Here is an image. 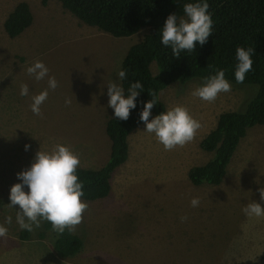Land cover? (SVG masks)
Masks as SVG:
<instances>
[{
	"label": "rangeland",
	"instance_id": "rangeland-1",
	"mask_svg": "<svg viewBox=\"0 0 264 264\" xmlns=\"http://www.w3.org/2000/svg\"><path fill=\"white\" fill-rule=\"evenodd\" d=\"M20 2L29 4L33 23L10 38L4 23ZM148 32L115 38L83 24L57 0H0V224L13 218L0 236V264H264V217L249 218L242 211L251 201L264 206L258 191L264 187V126L247 131L221 185L196 187L188 178L192 167L213 157L200 143L220 114L242 111L257 88L230 83L229 92L206 102L191 94L200 79L160 93L166 111L184 106L201 123L193 140L166 151L153 134L143 132L144 124L137 128L128 138V161L112 176L110 195L86 201L83 219L72 231L84 242L78 254H58L59 234L46 227L47 221L22 239L15 209L7 207L11 186L20 182L17 173L30 167L38 151L58 143L80 156L79 167L106 163L111 152L106 123L114 117L107 83L117 80L127 52ZM35 60L58 81L41 115L30 109L31 95L47 87V79L35 81L26 72ZM24 83L30 95L22 97ZM193 197L199 206H191ZM182 216L188 219L182 222Z\"/></svg>",
	"mask_w": 264,
	"mask_h": 264
},
{
	"label": "trees",
	"instance_id": "trees-1",
	"mask_svg": "<svg viewBox=\"0 0 264 264\" xmlns=\"http://www.w3.org/2000/svg\"><path fill=\"white\" fill-rule=\"evenodd\" d=\"M63 8L80 22L110 34L115 38L131 37L148 29L142 42L127 52L122 69L126 79L121 81L125 92L131 82L139 80L143 92L137 98V108L130 112L126 121L111 117L106 123V134L111 142V152L106 163L98 169L78 168V177L84 184V201L105 199L111 193L114 172L129 158V136L140 126L139 112L142 102L156 94L154 116L166 111L160 93L172 84L185 85L192 80H203L217 69L225 70L226 79L235 85H254V97L242 111L220 114L215 128L201 141L204 152L213 157L203 165L192 167L188 172L190 182L219 186L223 183L228 166L247 131L264 126V0H208L212 14L213 31L208 41L197 45L195 51L183 52L174 57L170 48L161 45L159 32L169 14L183 16V4L193 0H57ZM33 23L28 3L20 2L5 20V32L10 38L20 36ZM238 46L254 50L253 70L246 74L243 83L234 78L235 53ZM153 67L156 73L153 72ZM257 92V93H256ZM250 98V97H249ZM244 106V105H243ZM46 227L50 224L46 223ZM29 231L21 233L22 239ZM81 237L73 232L59 234L54 248L63 258L73 257L83 248Z\"/></svg>",
	"mask_w": 264,
	"mask_h": 264
},
{
	"label": "clouds",
	"instance_id": "clouds-1",
	"mask_svg": "<svg viewBox=\"0 0 264 264\" xmlns=\"http://www.w3.org/2000/svg\"><path fill=\"white\" fill-rule=\"evenodd\" d=\"M183 14H169L159 32L161 45L170 48L174 57H179L183 52L195 51L197 45L203 46L213 31L208 0L185 2ZM253 53L251 47L236 48L234 78L237 83H243L246 74L253 70ZM26 72L35 81L47 79V87L30 97L32 113L41 115V105L48 99L49 90L58 87V81L49 74L50 69L41 60L33 61L26 68ZM124 79L126 70L121 69L117 72V80L107 83L108 107L113 110L114 117L122 121L128 120L130 112L137 108V98L143 92V85L137 80L130 83L126 93L118 82ZM230 90L231 84L225 77V70L221 68L215 70L214 74L205 76L202 84L191 94L203 101L213 102L220 93ZM149 94L151 99L142 102V110L139 112V121L145 125L143 132L153 134L166 151L191 142L201 128V123L181 105L171 107L149 119L157 104L156 94ZM19 95H30L28 84H21ZM71 102V98H65L66 105ZM29 148L30 145L26 144L25 151ZM80 164V156L76 152L58 143L50 151H38L30 167L17 173L20 182L11 186L7 207L15 209V222L21 230L31 232L39 228L43 221L49 222L58 234L75 230L88 208L87 202L82 200L85 193L83 181L78 177ZM258 191L260 201L264 202V187ZM199 203L198 197H193L190 201L192 207L199 206ZM242 211L249 218L264 217V206L260 202L251 201ZM180 219L183 222L188 218L182 216ZM12 222V216L5 217L4 224H0V236L7 233L4 225Z\"/></svg>",
	"mask_w": 264,
	"mask_h": 264
},
{
	"label": "crops",
	"instance_id": "crops-1",
	"mask_svg": "<svg viewBox=\"0 0 264 264\" xmlns=\"http://www.w3.org/2000/svg\"><path fill=\"white\" fill-rule=\"evenodd\" d=\"M109 119H110V118H109ZM109 119H108V120H109Z\"/></svg>",
	"mask_w": 264,
	"mask_h": 264
}]
</instances>
